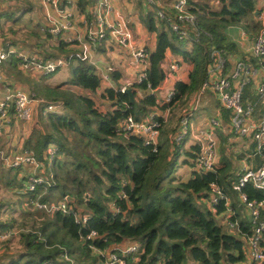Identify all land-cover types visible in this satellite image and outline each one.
I'll return each mask as SVG.
<instances>
[{"label": "trees", "instance_id": "1", "mask_svg": "<svg viewBox=\"0 0 264 264\" xmlns=\"http://www.w3.org/2000/svg\"><path fill=\"white\" fill-rule=\"evenodd\" d=\"M80 1L82 4L83 0ZM219 2L221 8L216 10L208 3L189 0L190 10L198 16L205 31L200 43L180 39L151 5L142 21L157 35L156 45L150 52L147 79L133 88L135 102L128 93L108 87L103 96L113 107L101 111L92 97L64 89L62 84L92 93L101 88L102 80L93 65L81 60L72 63L68 80L52 86L53 91L46 98L53 104L59 102L62 109L48 114L45 125L35 129L24 143L26 150L44 160L49 181L35 192L27 193L25 201L33 208L35 199L50 203L73 197L75 201L69 205L78 213L79 221L73 213L48 212L37 207L24 212L18 208V213L24 215V220L18 221L22 226L18 233L11 228L16 219L8 210L10 217L0 221V233L11 229L14 234L0 241V249L10 247L15 241L19 247L16 248L19 253L11 256L8 264H104L105 251L129 240L136 241L140 248L128 258L130 264H184L187 256L199 264H238L247 260L243 235H252L255 224L234 204L240 216L237 228L240 232L232 233L218 217L226 211L224 203L216 207V213L206 204L212 183L230 196L238 193L233 189L236 175L232 170L226 166L209 172L194 170L192 177L183 181L176 174L180 147L167 138L169 130L164 131L156 150L142 136L126 137L117 131L118 122L126 115L132 114L139 120L158 106L157 97L149 92L148 85L156 88L164 80L162 63L168 50L194 64L190 82L176 83L174 104L182 97L189 98L203 85L211 46L237 51L235 42L228 36V26L258 31L259 23L255 20L258 0ZM154 16L163 23L161 32ZM8 20L14 21L10 15ZM45 41L31 44V50L47 59L68 55L48 53ZM189 44L192 49H188ZM65 48L66 44L61 43L56 49ZM28 73L17 69V78L27 83L22 75ZM114 77L118 79L119 74L115 73ZM38 89L32 87L33 98L41 95ZM9 115H14L13 109ZM50 145L56 148L51 161L44 158ZM199 151L200 144H195L186 151V156L195 160ZM242 191L250 199H264V190L252 183H247ZM84 216H88L86 222H82ZM261 219L264 220V209ZM92 231H96V237L88 238ZM261 245L264 247V233ZM14 252L15 249L11 254ZM2 258L0 264H6Z\"/></svg>", "mask_w": 264, "mask_h": 264}, {"label": "built area", "instance_id": "2", "mask_svg": "<svg viewBox=\"0 0 264 264\" xmlns=\"http://www.w3.org/2000/svg\"><path fill=\"white\" fill-rule=\"evenodd\" d=\"M42 5L47 9V18L51 23L48 27H43L45 32L55 36H61L71 30L74 25V15L69 9L70 0H41ZM156 7L158 16L168 22L170 29L176 33L180 39H190L193 42L200 43L204 30L199 25L198 16L190 10L189 0H174L171 10L165 9L159 5L156 0H149ZM54 10V14L50 12ZM91 18L85 21V35L67 38L70 44L80 45L79 49L55 59H44L36 55H28L24 52H16L12 49L0 47V65L12 54L18 58L19 68L28 73L48 75L65 68L72 62L84 61L93 65L95 72L100 76L103 82H111V73L117 70L113 64L101 67L96 58L98 47L102 42L113 41L115 44L128 49L129 58L124 67L125 80L116 89L120 92H127V89L134 88L135 85L142 84L148 77L150 67V51L146 47L136 46L132 40V33L127 23L121 17L115 20L110 17L114 11L112 0H99L90 3ZM257 20L259 29L257 37L252 46V55L258 59L256 65H252L243 59L235 61L232 67H229V54L223 48L211 46L209 50V63L207 66V76L203 83V89L211 90L217 97L221 105L231 111V127L234 132L240 135H251L255 143L253 156L264 157V8L258 13ZM164 80L160 86L154 88L152 84L148 85L151 94L160 90L168 81L176 79L180 70L179 61L173 60L169 64L163 65ZM263 71L262 79L257 83L256 90L260 103L262 104L261 116H256L257 103L243 101V87L250 83L257 75L258 70ZM179 82V81H177ZM176 82V83H177ZM176 98V89H170L167 94L157 99V104L166 106V116L157 111L150 112L146 117L137 120L134 115L128 114L117 124V131L123 136L139 135L145 138L146 144L153 145L156 150L160 130L167 122L173 101ZM34 98L23 89L6 88L5 93L0 97V135L3 134L9 112L13 109L14 115L21 121H28L33 115L31 103ZM56 108L55 104H48L44 107L43 113L46 115ZM190 112L183 114L180 120V130L176 134L174 141L181 144L188 134L190 124ZM221 124L219 117L210 118L212 129ZM212 130L206 131L208 137L206 143L200 141V151L195 159V169L198 172H209L216 170V161L218 158L217 142L212 136ZM55 146L50 145L45 152L46 159L50 161L55 156ZM1 159L13 168H20L23 165L35 166L26 176L25 190L27 193L35 192L40 185L49 181L48 177L39 170L42 168L41 162L37 159L33 151H26L24 154L6 155L0 149ZM247 183H252L257 189L264 190V164L258 168L247 166L234 182L233 189L238 192L242 203L250 212L252 222L255 223L254 232L248 236V256L247 264H259L264 262V247L261 245V239L264 233V220L261 219L264 209V199H250L242 191ZM229 196L224 192L221 186L216 183L211 184V195L209 203L216 210V207L223 202L226 206L225 214L228 215L226 225L230 229L239 227V221L235 216V211L229 205ZM34 206L44 209L48 212L61 211L65 214H71L79 221V215L73 211L69 202L62 199L56 203H44L39 199L34 200ZM88 216H84L82 222H86ZM14 234V231L7 229L0 233V241H3ZM96 231H92L88 238L96 237ZM139 245L132 244L123 249L113 247L106 254L107 264H130L128 258L139 252ZM107 253V251H105Z\"/></svg>", "mask_w": 264, "mask_h": 264}, {"label": "crops", "instance_id": "3", "mask_svg": "<svg viewBox=\"0 0 264 264\" xmlns=\"http://www.w3.org/2000/svg\"><path fill=\"white\" fill-rule=\"evenodd\" d=\"M6 1L7 0H4L1 2V0H0V17H1V20H0V47H2L4 49H12L16 52H24V53H27L28 55H36L38 57L47 59L44 56L39 55L36 52H34L33 50L29 49L27 47V45H28L27 43H30V42H27V40H25V39L22 40L21 37L18 36V21H16L15 19H14V21L8 20V15L13 14L17 4H18V9H19L20 2L17 3L16 0H10L12 2L14 1L15 6H13V5H7ZM28 1L30 4L23 6V9H25V11H24L22 18H24L26 16L25 14L28 13L27 9H30V11H32V9L35 8L34 7V0H28ZM70 1H71V3L68 6L74 15L73 28L71 30L65 32L61 36H55V35H52V34L47 32V35L52 36L51 38H54L55 41L58 42V46L61 43H64V44H66V48L63 51L59 50L58 53L54 49H47L48 53H51V54L57 53V54L61 55L64 52L69 53L70 50L76 51L79 49L80 45L70 44L66 41V39L70 38V37H76V36H80V35L84 36L85 35V32H86L85 21L87 18L88 19L91 18L90 17L91 14H90V10H89L90 9V3L91 2L96 3L99 0H83L82 4H81L80 0H70ZM128 1L133 3V7H132L130 12H129V10H123L116 3V0H112V5L114 7V11L110 15V17L113 18V20H115L117 17H121L122 19H124L127 23L128 28L130 29V31L132 33L133 43L136 46L147 48V47H149V44L154 41L153 37L155 36V38H156L157 35L148 30V28L144 25V23L142 21V17L146 14L147 11L151 10V7L153 5L150 3L149 0H128ZM156 1L159 5L163 6L167 10L173 9L172 4H173L174 0H156ZM3 2H5V5L3 4ZM41 5H42V1H41ZM257 8H258V11H256L255 19H257L258 13L262 10V8H264V0H258ZM50 12L53 14L55 13L54 10H52V9H50ZM126 14H129L130 18L132 16V20H134V21L137 18L138 23L135 24L134 21H133V23H130L129 18H128V16H126ZM38 20H39V23L37 25L34 24L36 26V28L38 27V30L39 29L41 30L43 27H48L51 24L47 18V9L43 5H42V11L39 13ZM256 21H258V20H256ZM11 28H13V31L11 30ZM240 31L242 32L241 37H240L241 39H242L243 35L247 36L246 29L241 27V26L230 25V26H228V29H227V33H228L230 40L235 42V44L237 46V51L234 50L232 52L231 51L228 52L229 59H230L229 60V67H232L234 65L235 61L238 59H243L252 65H256L258 63V59L252 55V46L253 45L250 48H248L247 50H243L242 49L243 47L239 43L240 39H237L236 37H234V34H237V33L239 34ZM257 33H258V31L253 33V35H254L253 40L254 41L257 37ZM51 38H50V40H51ZM254 41L252 44H254ZM155 45H156V42H155ZM192 48H193L192 45L189 44L188 49H192ZM128 52H129L128 49H126L125 47L119 46L118 43L115 44L111 40H110V42H107V41L102 42V44L98 47V52L96 54V58L99 62V65L101 67H105V65H108V64L113 65L114 64L117 68V70L115 72L111 73L112 81L108 82V83L104 82L103 84H106V86L113 87L116 89L121 83L124 82V80H125L124 67L126 66V62L129 58ZM48 59H55V58L51 57ZM173 60L179 61L180 70L178 71V73L176 75V79H171L160 90H158L155 93L157 99L164 97L170 89L175 88L177 81L189 83L191 80V73L194 69V64L192 62L185 61L184 58L181 56H175L171 52V50H168L166 52V58L163 62V65H167V64H169L170 61H173ZM72 63H75V62H72ZM208 63H209V59H208ZM70 65H72V64L70 63ZM207 66H206V68H207ZM65 68H62V69H65ZM17 69H20L18 66V58L13 54L8 59H6L3 62V64L0 65V97H2L4 95L7 87H9L13 90L18 89V88H15V86H18V84L24 87V84L21 82V79L17 78ZM62 69H60V70H62ZM60 70H58V71H60ZM115 73L119 74L118 79H115V77H114ZM24 75H22V77ZM51 75H53V73L45 75V77L49 78V76H51ZM40 76H43V75L41 74ZM262 77H263V71L260 69V70H258L257 75L252 79V81L250 83L245 84L243 87L244 104H247L248 101L257 103L256 113H255L257 117L261 116V114H262V104L260 103L259 98H258L256 85L262 79ZM49 85H51V83H49ZM51 86H53V85H51ZM249 86L251 88H248ZM247 88H248V91H247ZM19 89H21V88H19ZM248 92H250V94H248ZM140 96L141 97L143 96L142 93H140ZM191 96L194 98H191L190 101H188L189 99L187 100L189 102L188 105H186L184 97L175 101L174 104L178 105V102L181 101V103L185 102V105H186L185 107H179L178 116H177L178 106L175 107L176 105H174V104H173L174 106L173 105L171 106L170 113L168 116V120L166 122L167 124L166 123L163 124V126L160 130V135H159V139H158V142H160L161 138H163L162 136L164 134V131L169 130L167 138L169 139L170 142L173 141L175 143L174 138H175L176 134L178 133V131L180 130L179 118L181 115L185 114L184 108H186L187 112L191 113V116H190L191 127L188 130V134L181 144H179V145L177 144V146L180 147L178 160L179 161L181 160V161L180 162L178 161L179 162L178 167H177L178 171H176V174L180 177L181 180L188 181L192 177L193 171L196 170L195 169L196 168L195 167V160L186 156V151L190 150L193 145L200 144L201 143L200 141H202L201 131L198 130V126H200L201 123L203 126H206L208 120L212 117H215V116L220 118L221 124L219 126H217L216 128L212 129L210 124L208 123L207 124L208 129L206 131L208 132V131L212 130L211 131L212 136H213V133L215 131L216 137H214V138L216 139V142H217L218 155H219V149H220L218 144L220 143V145H221L224 142L230 143L231 146L234 148L232 154L234 152H238V155H239V157L236 160H235V158L232 159V157L230 155L231 151H229V149H228L229 152H226L225 155H223V157H221L222 162H220V161H217L218 163L216 162V167L222 168L223 166H226L227 169L232 170L231 172L234 175H236V180H237L238 176L243 172L245 167L251 166L253 168H258L259 166H262L264 164V157L263 156H259V155L253 156V151L255 149V143H254L253 137L250 134L249 135L248 134L247 135H240V134L233 131V129L231 127V118H232L231 111H229L228 109L224 108L221 105V103L218 101L217 97L215 96V94H213V92L211 90H209V89L204 90L203 85H202L201 88L198 91L194 92V94H192ZM40 97H42V96H37V98H34V100L37 99L35 101H43L44 102L42 104V106H43L42 107V113H43L44 107L47 106L48 104H53V103L44 99L45 97L44 98H40ZM181 103H179V105ZM161 106L162 105H158L156 107L151 108L150 112L157 111L161 114H165V116H166L167 115L166 109L165 110L161 109L160 108ZM31 107L33 109V114H34V108H33L32 103H31ZM172 107H173V111H172ZM175 114L177 117L176 119L174 118ZM32 117H33V115H32ZM32 117H31V119H32ZM30 120L21 121V120L17 119L15 117V115H9L8 120L6 121L5 127L3 129L4 134L2 135V137H0V149L3 150L6 155H11L14 158L15 155L24 154L27 151L25 146H24L26 139L30 136V134L32 132H34L35 129H38L41 127V123L38 122L36 124V127L33 126L32 131L31 130L29 131V128H31L32 126L27 125V123ZM206 120H207V122H206V124H204L205 123L204 121H206ZM191 135H192V138H191L190 142H188L189 140L186 138L188 137L190 139ZM45 157L46 156L44 154V158ZM38 160L42 164V168L39 171L42 174H44L46 177H48L47 171H46L47 167L45 165L44 160H40V159H38ZM223 161L225 163H223ZM2 167H3V169L9 168L8 170L14 174V177L11 176L10 180H6L5 182L0 181V221L1 220L4 221L10 217L9 216L10 213L8 210L12 211V208H13V206L10 204L12 202H16V201H13V199H10L11 200L10 201L11 203H10L5 199V198H9V193H8L9 191L7 190V188H5L6 184L8 182H11L10 183L11 185H14L16 187L18 185V187L20 186V188L25 189L26 178H27L26 176L28 175V173L30 171H33L35 169L34 168L35 166H33V165H23L20 168L9 167L0 157V168H2ZM12 169H14V170L17 169L16 173H14L12 171ZM1 179H3V178H1ZM40 186H42V185H40ZM44 187H45V189H47L46 185H44ZM5 189L7 190V194H4V196H6V197L3 196V192L5 191ZM10 193H11V191H10ZM26 195L24 197L25 200L28 197ZM227 195L230 198L229 205L231 206V208L234 209L235 215H236L235 217L238 219V221H240V216L238 215V211L236 210L234 204L239 206L241 209V212L243 210L242 213L245 214L250 220H252L251 216H250V212L246 208V206L242 203L239 194L236 193L233 196H230L229 194H227ZM21 203H22V201H20L19 204H21ZM50 203H56V202H50ZM25 204H28V203L25 201ZM206 204L214 213H216V210H214L211 207L209 201H207ZM218 217L220 218L221 222L224 225H226V220H227L228 215H226L224 212L222 214H219ZM226 227L229 231L232 230L227 225H226ZM235 230L237 233L240 232V230L237 228H235ZM243 238H245V240L247 241V251H248V237L246 235H243ZM136 243H137L136 241L129 240V241L121 244L119 246V248L123 249L126 246L136 244ZM3 250L4 249H2L1 251H3ZM108 252H109V250L107 251L106 254H108ZM248 262H249V256L247 257L246 261L240 262L238 264H247Z\"/></svg>", "mask_w": 264, "mask_h": 264}, {"label": "rangeland", "instance_id": "4", "mask_svg": "<svg viewBox=\"0 0 264 264\" xmlns=\"http://www.w3.org/2000/svg\"><path fill=\"white\" fill-rule=\"evenodd\" d=\"M2 1H4V0H1V2ZM197 1H199L200 3H202V2L208 3L209 5H211V7L213 9H216V10H220V8H221V4H220L219 0H197ZM16 2L17 3L20 2L19 9H18V4H17L16 5V8H15V10L13 12V14H10V17H11V19H15L16 21H18V36H20L22 40L25 39V40H27V42H30V43H27L28 44L27 47L29 49H31L30 48V45L31 44L37 43V42L40 43V42L45 41L46 39H48L49 42H46L45 41L47 43L46 44V48L47 49H54L58 53L59 50L56 49L58 47V42L55 41L54 38H51V40H50V38L47 35V32H45L43 29H41V30L39 29L38 30V27L36 28V26L34 25V24L37 25L39 23L38 16H39V13L42 11L41 0H34V7L35 8L32 9V11H30V9H27V12L28 13L25 14L26 16L24 18H22L23 17V14H24V11H25V9H23V6L24 5H28L30 3H29L28 0H16ZM116 3L123 10H129V12L131 11V9L133 7V3L130 2V1H128V0H116ZM3 4L5 5V2H3ZM6 4L7 5H13V6H15L14 1L12 2L10 0H7L6 1ZM126 16H128L130 23H133L134 20H132V16H131V18H130V15L129 14H126ZM154 17H155L156 22H157L158 31L161 32L163 30V28H164L163 23L161 22V20L157 16H154ZM0 20H1V17H0ZM255 20H257V19H255ZM134 22H135V24L138 23L137 18L135 19ZM166 29L168 30L167 27H166ZM249 31L250 30H246L247 36L246 35L245 36L243 35L244 38L242 37V39L240 38L241 37V34H242L241 31H240L239 34L238 33L237 34H234V37H236L237 39H240L239 40L240 41L239 43L243 47L242 48L243 50H247L248 48H250L253 45L252 43L254 41L253 40V38H254L253 33L254 32H252V31L249 32ZM153 40L154 41L149 44V47H147L150 52L155 47V42H156L155 36L153 37ZM71 51L72 50H70V52ZM70 69H71V65L68 66V67H66L65 69H62L60 71H57L53 75L49 76V78H47V79H46L45 76H40L41 74H36V73H28V74H25L23 76V79H24L23 81H26L27 83H23L24 84V87L18 84V86H15V88H21V89L25 90L26 92H28L31 95L33 93L31 89H32V87L35 86L37 88H40V90L38 89L39 90L38 93L41 94L40 96H42L40 98H44L45 97L44 99L48 100L46 98V95L50 94L53 91L51 85L55 86V85L61 84L62 82L68 80L69 79L68 76L70 74ZM49 83H51V85H49ZM103 83L104 82L102 81L101 82V84H102L101 85V88L98 89V91L95 92V93L86 92L82 88L75 87L74 85H70V84H62L63 85L62 87L64 89H70V90H73L74 92L81 93V94H84V95H87V96L92 97L95 100V106L99 110L105 111L106 109L113 107V105H112V102L111 101H109L108 99H106L103 96V94L105 93V88H108V86H106V84H103ZM46 86H49L48 87L49 89H47V90H46V88L43 89ZM248 88H251V87L249 86ZM248 88H247V91H248ZM248 94H250V92H248ZM191 98H194V97L191 96L189 98H185L186 105L189 104L188 101H190ZM35 100H37V99H35ZM35 100L32 102V105H33V108H34L33 117L27 123V125H29V126L31 125L32 126L31 128H29V131L30 130L32 131L33 126L36 127V124L38 122H40L41 124L45 125V123H46V117L48 116V114L54 113V112H60L61 109H62L61 108V104H59V102H55V103L59 104V107H57V104H55L56 105V108L52 112L44 115L42 113V107H43L42 104L44 102L43 101H35ZM49 101H51V100L49 99ZM51 102H53V101H51ZM185 102H182L181 103V101H180V102H178V105L177 104H174V105H176L175 107L178 106L177 116L179 114V107H185L186 106L185 105ZM179 103H181V104L179 105ZM184 109H185V112L184 113H186L187 112L186 111V108H184ZM172 111H173V107H172ZM174 118L175 119L177 118L176 117V114L174 115ZM204 122H205L204 124H206L207 120L204 121ZM208 123L210 124V119L208 120L207 124ZM207 124H206V126H203L202 123H201L200 126H198V130L201 131V139H202V142H204V143L207 142L206 141V138L208 137V134H206V130L208 129ZM190 127H191V125L189 124L188 130L190 129ZM2 135H0V137H2ZM213 137H216L215 131L213 133ZM191 138H192V135L190 136V139L188 137L186 139H188L189 140L188 142H190ZM218 146L220 147V149H219V155H218L217 161L222 162L221 157H223V155H225V153L226 152H229V151H231L230 155H231L232 159L235 158V160H236L239 157L238 152H234L232 154L234 148L231 146L230 143L224 142L221 145L219 143ZM228 149H229V151H228ZM223 163H225V162L223 161ZM8 169L7 168L3 169V167L0 168V181H2V182L4 181L5 182L6 180H10V177L11 176L14 177V174L11 173ZM12 171L14 173H16L17 169L16 170L12 169ZM1 178H3V179H1ZM10 183L11 182H8L7 184L5 183L6 184V187L5 188H7V190L9 191L8 192L9 193V198H5V199L8 202L11 201L10 199H13V201H16V202H12V203L10 202L11 203L10 205L13 206V208H12L13 214H11V216L16 219L14 221L15 222V224L13 225L14 227H11V228L15 232L18 231V233H20L22 226L18 225V221L19 222H22L24 220V215L22 213H20V212L18 213V208L23 209L24 212L25 211L30 212V210H31L32 207L29 204H25V198L24 197L27 194L26 193V190L23 189V188H20V186L18 187V185H17V187L14 186V185H11ZM7 190L5 189V191L3 192V196H4V194H7ZM10 191H11V193H10ZM4 197H6V196H4ZM20 201H22L21 204H19ZM34 208H35V206L32 209L34 210ZM25 220H27V219H25ZM27 221H29V219ZM29 227L30 226L28 225L27 228H29ZM231 232L232 233L234 232L235 234H237V232H236L235 229H232ZM246 246H247V241H246ZM16 248H19L18 245H17V243H16V241L15 242H12L10 244V247H6V246L4 248L2 247L0 249V256L3 257L1 260L5 261L4 263L8 264L6 261H8L9 258H11V256H14L17 252L19 253L18 250L16 252ZM2 249H4V250L1 251ZM13 249H15V252L13 254H11L12 251H13ZM45 264H49V263L46 262ZM104 264H106V263H104ZM184 264H199V263H197L196 261H194L190 256H187L186 259H185V261H184Z\"/></svg>", "mask_w": 264, "mask_h": 264}, {"label": "water", "instance_id": "5", "mask_svg": "<svg viewBox=\"0 0 264 264\" xmlns=\"http://www.w3.org/2000/svg\"><path fill=\"white\" fill-rule=\"evenodd\" d=\"M126 93H128L130 95L132 102H135V93H134V90L132 88H129V89H127V92ZM66 200L68 202L75 201V199L73 197H69V196L66 197Z\"/></svg>", "mask_w": 264, "mask_h": 264}]
</instances>
